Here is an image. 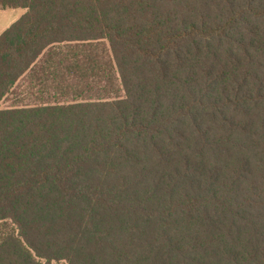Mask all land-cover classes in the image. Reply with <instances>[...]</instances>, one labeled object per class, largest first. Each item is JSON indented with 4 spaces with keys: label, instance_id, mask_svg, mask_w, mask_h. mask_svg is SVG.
Masks as SVG:
<instances>
[{
    "label": "trees",
    "instance_id": "1",
    "mask_svg": "<svg viewBox=\"0 0 264 264\" xmlns=\"http://www.w3.org/2000/svg\"><path fill=\"white\" fill-rule=\"evenodd\" d=\"M0 264H264V0H0Z\"/></svg>",
    "mask_w": 264,
    "mask_h": 264
},
{
    "label": "crops",
    "instance_id": "2",
    "mask_svg": "<svg viewBox=\"0 0 264 264\" xmlns=\"http://www.w3.org/2000/svg\"><path fill=\"white\" fill-rule=\"evenodd\" d=\"M25 13L26 9L24 8L0 9V35L18 21Z\"/></svg>",
    "mask_w": 264,
    "mask_h": 264
},
{
    "label": "rangeland",
    "instance_id": "3",
    "mask_svg": "<svg viewBox=\"0 0 264 264\" xmlns=\"http://www.w3.org/2000/svg\"><path fill=\"white\" fill-rule=\"evenodd\" d=\"M52 264H67V263L64 262V261H60V262H54V263H52Z\"/></svg>",
    "mask_w": 264,
    "mask_h": 264
}]
</instances>
